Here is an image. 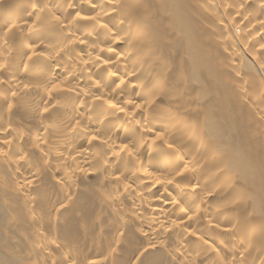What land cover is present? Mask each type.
Segmentation results:
<instances>
[{
  "label": "bare ground",
  "instance_id": "bare-ground-1",
  "mask_svg": "<svg viewBox=\"0 0 264 264\" xmlns=\"http://www.w3.org/2000/svg\"><path fill=\"white\" fill-rule=\"evenodd\" d=\"M0 264H264V0H0Z\"/></svg>",
  "mask_w": 264,
  "mask_h": 264
}]
</instances>
